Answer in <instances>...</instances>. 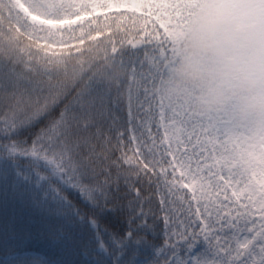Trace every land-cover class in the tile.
<instances>
[{
    "label": "snow or ice",
    "instance_id": "6c2138e0",
    "mask_svg": "<svg viewBox=\"0 0 264 264\" xmlns=\"http://www.w3.org/2000/svg\"><path fill=\"white\" fill-rule=\"evenodd\" d=\"M194 7L0 0V173L42 183L92 264H264V177L161 91Z\"/></svg>",
    "mask_w": 264,
    "mask_h": 264
},
{
    "label": "clouds",
    "instance_id": "9594fccd",
    "mask_svg": "<svg viewBox=\"0 0 264 264\" xmlns=\"http://www.w3.org/2000/svg\"><path fill=\"white\" fill-rule=\"evenodd\" d=\"M238 3L199 0L161 91L198 114L230 109L264 143V15H249Z\"/></svg>",
    "mask_w": 264,
    "mask_h": 264
},
{
    "label": "trees",
    "instance_id": "16d2710c",
    "mask_svg": "<svg viewBox=\"0 0 264 264\" xmlns=\"http://www.w3.org/2000/svg\"><path fill=\"white\" fill-rule=\"evenodd\" d=\"M198 2V0H194L195 6ZM177 101H182L195 113L187 100L177 99ZM199 115H213L226 120L228 124L232 123L234 134L231 140H236L231 143V146L238 164L253 175L264 177V166H258L255 162L250 164L254 148L259 145L258 142L256 143L255 130L251 125L236 120L228 108L215 113ZM245 135L252 141L250 143L253 147H250V143L249 147H245L243 140L240 141ZM20 163L23 169L29 167L26 160L20 161ZM19 175H25V173L19 169L15 174L10 171L0 173V221L6 219L8 225L10 221L21 218L22 226L19 228L23 230L24 235L39 238V252L33 253L38 250L35 240L24 239L11 243L6 238L4 241L7 244L0 246V256H2L1 253L14 255L16 252L13 247H15L19 248L18 251L30 252L31 255H34L27 264H92L94 249L89 237L50 211L53 204L42 183H25L22 179H17ZM0 226L4 227L3 222L0 223ZM98 226L104 229L107 224L100 221ZM16 232L18 231L16 230ZM53 241H55L54 244ZM5 264H12V261Z\"/></svg>",
    "mask_w": 264,
    "mask_h": 264
},
{
    "label": "rangeland",
    "instance_id": "374dc122",
    "mask_svg": "<svg viewBox=\"0 0 264 264\" xmlns=\"http://www.w3.org/2000/svg\"><path fill=\"white\" fill-rule=\"evenodd\" d=\"M237 6L240 7L245 13L249 15H256V14L264 15V0H239V3ZM172 100L177 101V99H172ZM242 140H243L244 146L249 147V143L251 140L248 138V136L245 135L243 138H241L240 141ZM251 146L252 145L250 143V147ZM256 150L257 151H255V153L257 154V157L259 156V160L264 163V147L257 148ZM20 221H21V218H19L18 220L10 221L8 225H7L6 219H3L2 221H0V223L3 222L4 224L3 228L0 226V246L7 244V242L4 241L6 238H8L9 241H11V243L22 241L24 239L28 241L35 240V242L38 245V248H37L38 250H35L33 253L39 252V238L37 239L36 237H30V235H24L23 230L19 228L20 226H22L20 224ZM5 228H7V231H5ZM16 230L18 232H16ZM54 243L55 241H53V244ZM13 248L15 249L14 252H16L14 255H6L5 253H1L2 256H0V264H5L11 261H12V264H27L29 260L33 258L34 256V255H31L32 253L30 254V252L24 253L22 251H18L17 249L19 248H15V247Z\"/></svg>",
    "mask_w": 264,
    "mask_h": 264
}]
</instances>
